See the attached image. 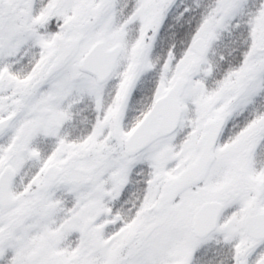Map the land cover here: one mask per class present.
<instances>
[{"label": "snow or ice", "instance_id": "6c2138e0", "mask_svg": "<svg viewBox=\"0 0 264 264\" xmlns=\"http://www.w3.org/2000/svg\"><path fill=\"white\" fill-rule=\"evenodd\" d=\"M0 264H264V0H0Z\"/></svg>", "mask_w": 264, "mask_h": 264}]
</instances>
